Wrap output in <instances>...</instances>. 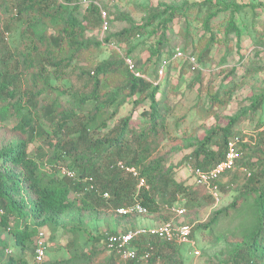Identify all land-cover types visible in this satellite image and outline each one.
Masks as SVG:
<instances>
[{
	"label": "trees",
	"instance_id": "obj_1",
	"mask_svg": "<svg viewBox=\"0 0 264 264\" xmlns=\"http://www.w3.org/2000/svg\"><path fill=\"white\" fill-rule=\"evenodd\" d=\"M80 1L0 0V128L11 119L12 130L24 137L0 145V251L7 248V237L15 251L3 256L0 264H28L26 254L31 253L33 258L38 229L48 228L54 233L61 217L69 211L83 216L100 207L115 211L135 210L136 206L146 213L133 211L117 216L131 220L138 216H162L163 212L164 222L185 218L182 224L191 226L194 241L196 233L209 240L219 237L215 234L219 222L237 217V235L231 241L223 240L228 250L220 254L217 264H264V122L260 120L264 94L250 110L260 113L251 130L236 132L238 119L229 120L227 126L207 134L190 152L187 164L209 170L223 160L228 141L236 137L244 141L236 145L239 157L235 168L217 181L220 197L221 192L235 190L237 198L213 212L206 224L194 225L199 213L215 201L193 178L192 184L177 181L176 170L166 165L158 148L168 137L169 119L175 107L167 78L173 61L182 60V67L191 71L187 58L194 56L200 69L191 72L200 75L210 61L211 43L197 56L194 52L186 54L184 43L177 48L184 57L174 59L176 49L168 45L163 35L146 47L150 58L143 64L139 54L134 58L136 47L130 45L141 34V28L132 26L109 34L102 41H88V33L100 29L103 23L95 3L100 0H91L83 11ZM202 5L208 9L202 22L206 31L211 34L214 28L218 32L223 29L227 35L238 33L233 24L238 7L220 3L213 9L209 3ZM170 10L174 15L178 11L168 7L162 13ZM159 16L148 14L152 21ZM166 27L163 20V29ZM16 30L20 47L12 51L3 44L9 33ZM123 44L127 46L124 54ZM226 48L228 53L232 51L228 44ZM82 59L88 62L87 67L77 70L78 81L69 82L75 63ZM126 59L134 63L135 73L128 70ZM17 64L30 71L32 82L28 90L21 89L17 82L18 73L23 72ZM146 64H153L151 74L156 76L155 81L144 74ZM162 67L167 79L158 82ZM253 71L251 66H245L237 77V70L230 69L217 90L205 92L207 104H226L239 87L238 82ZM53 81H63L66 88L60 93L61 98L43 105L40 97L54 89ZM38 83L43 85L42 89ZM128 105L131 110H140L137 120L133 121L130 114H121ZM38 116L52 127L51 133L36 126ZM32 143L36 145L29 149ZM61 168L73 171L76 177L62 176ZM125 168L133 169L137 175ZM140 179L144 180L143 186H138ZM90 184L93 189H89ZM103 193L108 197L104 198ZM177 205L184 209L181 216L164 209ZM131 245L137 250L138 259L124 263L117 254L106 250L103 237L104 249L111 254L107 264H182L177 247L186 246L147 235L136 236ZM149 248V260L141 261L140 255ZM88 259L89 256H78L72 264H90Z\"/></svg>",
	"mask_w": 264,
	"mask_h": 264
},
{
	"label": "rangeland",
	"instance_id": "obj_2",
	"mask_svg": "<svg viewBox=\"0 0 264 264\" xmlns=\"http://www.w3.org/2000/svg\"><path fill=\"white\" fill-rule=\"evenodd\" d=\"M90 3L91 0H81L79 2L81 11ZM95 3L100 8L101 17L105 13L107 27L104 29L102 25L100 29L89 32L88 41H102L109 34L139 26L141 34L131 40L130 45L136 47L134 58L136 59L139 54L143 64L150 58L149 49L146 47L152 46L163 35L168 45L174 50L186 43L185 53L194 52L196 56L208 46V43H211L210 61L200 75L182 67V60H177L173 61L172 69L167 76L171 103L175 107L169 119L168 137L160 143L158 151L164 155L166 165L176 170L177 181L192 184L187 158L192 149L207 134L227 126L229 120L235 119H238L237 126L234 128L236 132L244 129L251 130L258 120L260 113L254 114L250 110L255 100L264 94V0H100ZM203 3L211 4L213 9H216L220 3L233 8L238 7L239 12L234 14L233 20L238 33L227 35L225 31H222L223 29L218 32L214 28H211L213 30L211 34L206 31L202 22L208 9L202 5ZM168 7L178 9L176 17L172 10L167 14L162 13ZM152 13L160 14L157 21H152L148 17V14ZM220 19L224 21L226 17H220ZM163 20L168 25L166 30L163 29ZM211 39L214 41H210ZM227 44L232 49L230 53L227 52ZM3 46L12 51L20 47L18 30L9 33ZM125 47L127 46L123 44L121 51L123 54ZM151 61L153 60H150V63ZM163 64L166 67L167 63ZM87 65L88 62L85 59L76 62L69 82L78 81L75 80L77 70L85 69ZM245 66H251L254 71L249 77L238 82L239 87L233 93L231 100L220 106L207 104L205 92L210 89L217 90L230 69L235 68L238 77ZM17 68L23 71L21 75L18 73L17 82L21 89L28 90L32 82L30 71L23 70L19 64ZM152 69L153 64H148L147 72L144 74L149 80L155 81L156 76L151 74ZM221 70L226 71L221 72ZM157 76L158 82H164L167 79H164V74L162 78L158 74ZM37 85L39 89L43 88L41 83ZM52 86H54L53 90H48L41 95V104L45 105L54 98H61L63 94L61 92L66 88L63 81H53ZM139 111L131 110V105H128L121 114H130L135 121ZM261 115L260 120L264 122V110ZM13 125L14 121L11 119L2 124L0 145L24 138L16 135L18 133L12 130ZM36 126L45 132H52L48 122L39 116L36 119ZM35 145L36 143L30 144L29 149H33ZM236 198L235 190L221 192L220 200L204 208L195 219L194 225L206 224L213 212L228 206ZM160 214L162 216H138L130 220L118 217L112 208L107 207H100L93 214L83 216L76 211H69L61 217L54 233L48 228L38 229L45 233L50 244L43 264L67 260H70L72 264L78 256L82 258L89 256L90 264H107L111 254L104 249L103 237L112 232L157 226L165 220L163 212ZM239 221L237 217L220 221L215 231L219 237L212 240L202 238L196 233L194 239L201 253L199 257L189 254L192 249L190 246L177 247L182 264H217L220 254L228 250L223 240H233L234 235H237L236 225ZM174 222L182 224L186 220L175 218ZM6 239L7 247L14 253L13 242L9 237ZM26 260L28 264L33 262L31 253L26 254Z\"/></svg>",
	"mask_w": 264,
	"mask_h": 264
},
{
	"label": "built area",
	"instance_id": "obj_3",
	"mask_svg": "<svg viewBox=\"0 0 264 264\" xmlns=\"http://www.w3.org/2000/svg\"><path fill=\"white\" fill-rule=\"evenodd\" d=\"M103 28L107 27V22L105 21V13H103ZM184 54L176 49V52L173 58H183ZM188 61L190 63L191 71H195L200 69L198 62L196 61L194 56H189ZM126 66L128 70L132 73H135L134 63L131 59L125 60ZM138 76V74H135ZM158 75L160 78L163 76V67L160 68ZM241 141L239 138H234L227 142V148L222 161L217 163L214 167L209 170H203L200 168H192L189 166V170L191 176L198 186H203L208 191L209 195L212 196L215 203L220 200L219 189L217 185V181L221 178V176L229 170L235 168L236 160L239 157V152L236 148V145ZM118 167L124 169L122 163H118ZM125 171L131 173L133 176H136V172L131 168H125ZM59 172L62 176L68 177L70 179H74L76 177L75 173L69 169L61 168ZM89 182L91 180H88ZM144 180L140 179L138 186H143ZM93 185H89V189H93ZM103 197L107 198L108 194L103 193ZM164 209L174 213L176 216H181L184 213V209L182 206H164ZM137 212L141 214H145L146 210L136 206L135 210L131 208H118L115 210V213L119 216L127 215L131 212ZM147 235L150 237L158 238L166 242L175 243L177 245H187L190 246L189 254L193 257H198L200 255V251L197 249L196 242L191 238V226L176 223L174 221H166L158 226L150 227V228H139L134 231H129L127 233H115V234H107L105 237V248L108 252H114L117 254L122 262H127L130 260L138 259L137 250L131 245L133 239L136 236ZM50 247L48 243L47 236L43 231H38L34 241V251H33V264H41L45 258V255ZM150 249L143 252L139 257V259L143 262H147L150 257ZM12 250L10 248H5L3 251H0V259L4 256L10 255Z\"/></svg>",
	"mask_w": 264,
	"mask_h": 264
},
{
	"label": "clouds",
	"instance_id": "obj_4",
	"mask_svg": "<svg viewBox=\"0 0 264 264\" xmlns=\"http://www.w3.org/2000/svg\"><path fill=\"white\" fill-rule=\"evenodd\" d=\"M37 233H38V231H37ZM36 237V236H35ZM47 240H48V238H47ZM34 241H35V239H34ZM8 248V247H7Z\"/></svg>",
	"mask_w": 264,
	"mask_h": 264
}]
</instances>
